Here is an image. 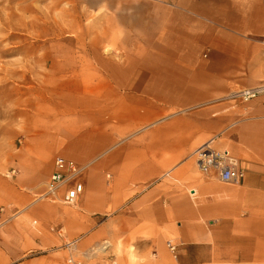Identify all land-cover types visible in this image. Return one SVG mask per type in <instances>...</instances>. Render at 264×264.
<instances>
[{"label": "crops", "instance_id": "1", "mask_svg": "<svg viewBox=\"0 0 264 264\" xmlns=\"http://www.w3.org/2000/svg\"><path fill=\"white\" fill-rule=\"evenodd\" d=\"M166 6L135 38L121 30L135 48L120 60L89 51L73 81L35 89L0 184L21 207L55 158L84 166L74 205L39 202L25 217L47 244L106 243V264H264V94L229 99L264 82V0ZM212 139L239 160L240 184L199 171L193 153Z\"/></svg>", "mask_w": 264, "mask_h": 264}, {"label": "rangeland", "instance_id": "2", "mask_svg": "<svg viewBox=\"0 0 264 264\" xmlns=\"http://www.w3.org/2000/svg\"><path fill=\"white\" fill-rule=\"evenodd\" d=\"M167 1L0 0V176L6 177L4 167L20 145L35 89L50 96L53 82L73 81L78 61H87L89 51L120 60L123 51L135 48L126 35L135 38L137 20L146 24L154 15L166 14ZM121 30L127 33L124 38ZM256 43L264 49V41ZM44 183L31 203L21 207L9 203L7 187L0 184V264H69L71 256L81 264H106V249L96 250L103 242L80 251L77 243L71 252L65 245L73 240L47 244L48 229L25 217L33 205L49 202L36 200Z\"/></svg>", "mask_w": 264, "mask_h": 264}, {"label": "built area", "instance_id": "3", "mask_svg": "<svg viewBox=\"0 0 264 264\" xmlns=\"http://www.w3.org/2000/svg\"><path fill=\"white\" fill-rule=\"evenodd\" d=\"M264 94V82L251 89H242L233 92L229 99H238L247 102L258 95ZM214 139L200 146L193 153L199 171L202 174L215 173L222 184L238 185L244 178V170L240 162L228 150H216L213 148ZM86 168L77 165L73 161L57 157L54 160V171L44 183L43 191L36 197L39 201H49L64 205H74L83 193V184L80 181ZM40 196V197H39ZM35 200V201H36ZM78 239L69 241L65 246L73 252L76 249ZM96 250H105L106 243ZM167 248L174 254L175 247L167 243ZM69 264H81L71 256ZM115 264V263H111Z\"/></svg>", "mask_w": 264, "mask_h": 264}, {"label": "bare ground", "instance_id": "4", "mask_svg": "<svg viewBox=\"0 0 264 264\" xmlns=\"http://www.w3.org/2000/svg\"><path fill=\"white\" fill-rule=\"evenodd\" d=\"M40 197V196H39Z\"/></svg>", "mask_w": 264, "mask_h": 264}]
</instances>
